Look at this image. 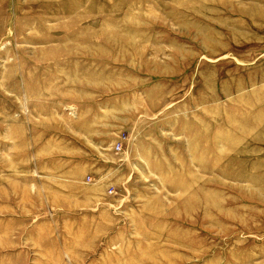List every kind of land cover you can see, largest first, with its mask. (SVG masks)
Segmentation results:
<instances>
[{
	"label": "rangeland",
	"instance_id": "1",
	"mask_svg": "<svg viewBox=\"0 0 264 264\" xmlns=\"http://www.w3.org/2000/svg\"><path fill=\"white\" fill-rule=\"evenodd\" d=\"M0 264H264V0H0Z\"/></svg>",
	"mask_w": 264,
	"mask_h": 264
},
{
	"label": "built area",
	"instance_id": "2",
	"mask_svg": "<svg viewBox=\"0 0 264 264\" xmlns=\"http://www.w3.org/2000/svg\"><path fill=\"white\" fill-rule=\"evenodd\" d=\"M117 148H118V149H121V145L119 144V145L117 146Z\"/></svg>",
	"mask_w": 264,
	"mask_h": 264
}]
</instances>
